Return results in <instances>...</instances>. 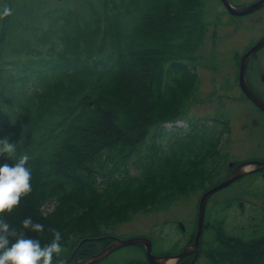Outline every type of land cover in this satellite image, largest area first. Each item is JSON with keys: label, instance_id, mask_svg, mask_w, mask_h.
<instances>
[{"label": "trees", "instance_id": "16d2710c", "mask_svg": "<svg viewBox=\"0 0 264 264\" xmlns=\"http://www.w3.org/2000/svg\"><path fill=\"white\" fill-rule=\"evenodd\" d=\"M63 1L0 0V9H12L0 17V139L16 145L3 163L27 154L32 170V191L5 218L42 245L59 230L63 247L54 262L83 237L196 193L224 169L214 149L216 127L189 119L177 148L154 142L162 122L187 116L196 91L198 75L188 61L205 35L202 0L189 8L199 28L185 51L164 60L157 78L146 77L147 65L181 17H192L189 0H83L80 10ZM29 79L38 83L26 95L20 88ZM100 140L104 148L81 158ZM45 202H53L46 213ZM29 215L45 230L24 229ZM261 216L246 236L227 230L223 219L211 222L200 250L204 264H264Z\"/></svg>", "mask_w": 264, "mask_h": 264}, {"label": "rangeland", "instance_id": "374dc122", "mask_svg": "<svg viewBox=\"0 0 264 264\" xmlns=\"http://www.w3.org/2000/svg\"><path fill=\"white\" fill-rule=\"evenodd\" d=\"M52 2V0H47ZM215 0H211L210 6L208 8V17L206 18L208 21L212 23V20L214 18V14L216 10H220L221 8H217V3H215L216 8L213 9ZM159 9L160 5L158 4ZM162 10V8H161ZM210 12V13H209ZM152 18H157L158 15H156L155 10L149 11ZM213 13V14H212ZM221 20L224 22L220 28H216V31H218V37L216 40V49H224L226 48V53L221 51H218L217 54L211 58V54H213L212 50L214 49L211 39L207 38L205 40V43L201 50V56L202 60L198 62L197 64V70L199 72V90L195 93V99L194 102H192L191 107V116L197 118L206 116L209 117L210 115H213L217 112V115L219 116L222 113V109L224 108H214L215 103L217 104L219 98H217L218 95L223 96L221 99L223 100L222 106H224L226 111L228 112V118L232 122V133H230L229 140L226 142V150L230 152L231 156L234 157H245L249 154H256L261 153L260 150L256 149L254 150L253 146V140L249 139L248 135V129L246 127H243L242 119L243 116L239 113V108H242L244 110H247L248 112L255 113L253 108L251 107V103L244 100L243 102H235L231 104V99L225 97V95L230 96H238V93H235L236 87H233L232 90H225L224 85L227 82L234 80L233 75V68H232V54L231 51L228 52V48H233L235 41L232 40V35H228V27L226 23L229 20L228 15L222 14ZM229 30L232 32V30L229 28ZM211 53V54H210ZM231 54V55H230ZM214 63V66L218 67V72L216 75L213 73L211 69V64ZM180 125H183V122H179ZM168 125H166L167 127ZM253 151V153H251ZM1 155V154H0ZM252 179H246L243 183V185L248 184ZM260 187H262L261 183H258ZM237 187L240 186V184L236 185ZM234 187L233 190L228 191H220L215 193L212 196V200L215 201V199L221 198V193L225 192L224 196H229L234 191H236L237 187ZM223 196V197H224ZM199 193L194 194L189 197V200H184L183 202H178L175 205H172L168 210L160 211L158 212H151L146 214L138 213L134 215L130 220L118 224L114 231L117 234H152V228L154 226H159L163 224L166 220H175L176 218L179 219H185L183 220L184 223H189V218L192 220V217L194 215V206H196V202L198 201ZM247 199L251 200L249 196L246 197ZM208 201V207L206 209V216L211 214L212 207L210 205V201ZM256 202H258L257 205L264 204V201H259L258 199H253ZM250 202H247L246 199L242 203L243 209H249L248 214L246 216L247 218L253 214V212L250 210ZM53 207V202H45L42 205V209L44 212H49ZM233 213L230 215H227L226 220V226L229 230H235L237 232L241 231L242 226L246 224L244 216L241 214V208L237 205L232 208ZM249 219V218H248ZM183 231V230H181ZM180 231V232H181ZM170 235H174L170 231ZM165 243V242H164ZM169 244L166 242L164 246H168ZM260 249L258 248L257 253ZM140 252L137 251L134 247H124L120 249L113 257L117 259H123L127 256H133L134 254H139ZM201 264V262L199 263Z\"/></svg>", "mask_w": 264, "mask_h": 264}, {"label": "clouds", "instance_id": "9594fccd", "mask_svg": "<svg viewBox=\"0 0 264 264\" xmlns=\"http://www.w3.org/2000/svg\"><path fill=\"white\" fill-rule=\"evenodd\" d=\"M11 13L12 9L6 5L0 9V17ZM15 147V143L7 138L0 139V154L7 153L11 157ZM28 160L29 156L23 154L14 164L0 163V264H53L62 251L59 230L55 231L54 239L42 245L39 239L25 232L18 234L5 218V214L20 203L21 197L32 191V170ZM22 225L24 229L37 233L45 230V225L34 221L30 215L22 220Z\"/></svg>", "mask_w": 264, "mask_h": 264}, {"label": "flooded vegetation", "instance_id": "af4514ba", "mask_svg": "<svg viewBox=\"0 0 264 264\" xmlns=\"http://www.w3.org/2000/svg\"><path fill=\"white\" fill-rule=\"evenodd\" d=\"M217 1L220 3V0ZM229 1L235 5H244L253 2L255 0H229ZM238 19H240V21H234V25L231 22V26L236 28L237 32H241L244 37L248 35V37H246L248 42L243 47L242 52L240 54L236 52L235 64L239 68V60L241 58V55L244 53V51L248 47H250L255 41H257L261 36L264 35V4L260 6L258 9L254 10L253 12L239 16ZM262 73H264V46L250 56L246 69L247 83L254 91L258 90V92L261 94L260 95L261 98L264 100V80L261 77ZM254 109L259 114L262 115V122L260 121L261 123L258 120H256L255 117L250 116V113L247 111L245 113V116L250 120V124L254 125L256 128L261 129L262 133L264 134V113L260 111L258 108L254 107ZM157 240L161 242V239H157ZM171 245L173 246V244ZM90 252L91 251L89 249L81 248L80 250H78L76 248L73 258L70 261V264L74 262V258L76 257L79 259L84 258L85 256H87L86 254H89ZM109 257L110 255L92 264H123L122 261H118L117 259L109 258ZM189 258L190 256L183 257L181 264L187 263L189 261ZM133 264H137V262Z\"/></svg>", "mask_w": 264, "mask_h": 264}, {"label": "water", "instance_id": "95a60500", "mask_svg": "<svg viewBox=\"0 0 264 264\" xmlns=\"http://www.w3.org/2000/svg\"><path fill=\"white\" fill-rule=\"evenodd\" d=\"M225 3V6L227 7V9L233 13V14H244L247 13L255 8H257L258 6H260L264 0H259L257 2H254L250 5H246L243 7H239V8H235L232 7L227 0H223ZM264 44V37L258 41L253 47H251L243 56L242 62H241V67H240V84L242 86L243 91L245 92V94L253 101L255 102L257 105H259L261 108L264 109V104H262V102L254 95V93L249 89V87L247 86L245 80H244V72H245V62L248 58V56L255 51L257 48H259L260 46H262ZM253 162V163H259V164H264L262 162H254V161H248V163ZM247 162L244 163H240L239 165L235 166V168L231 171L230 175L221 183L213 186L212 188L208 189L206 192H204L200 198L199 204H198V215H197V229H196V235H195V241L193 243V247L196 248L197 242H198V238L199 235L201 233V226H202V221H203V215H204V208H205V203L206 200L208 198V196L213 193L215 190L229 184L231 181H233L234 179L238 178L239 176H241L245 171L243 170V167L245 166ZM129 243H144L147 245V249H146V255L147 258L149 259V261L153 264H163L162 260L164 259V257H157L153 254H151L150 252V241L149 239L145 238V237H133V238H129V239H119L116 243H112L111 246H109L108 248L100 251L98 254L93 255L87 259H85L84 261L79 262L78 264H88L92 261H95L99 258H101L106 252L111 251L117 247H120L124 244H129Z\"/></svg>", "mask_w": 264, "mask_h": 264}, {"label": "bare ground", "instance_id": "6f19581e", "mask_svg": "<svg viewBox=\"0 0 264 264\" xmlns=\"http://www.w3.org/2000/svg\"><path fill=\"white\" fill-rule=\"evenodd\" d=\"M195 1L196 0H189L186 3L187 9H188L187 11L190 14H191V12H190L189 8L197 6ZM191 16H192L191 17L192 19L187 17V16H186V18H182L183 17L182 16L181 17V22L182 23L180 25V28L178 30L175 29L176 31L174 30V28L169 30V34L170 35H169V37H167L168 39L165 40L164 45H162L158 49H156L158 51V54H157V56H159L158 59L155 60V61H151V59L147 60L148 62L151 61V64L147 65V68H146L147 70L145 71L147 78H151L154 75H156V78L159 77L161 72H162L161 65L162 64H166V61H164V60L165 59L172 60L173 56L176 55V53L178 51H185V45H186L187 40L190 37V34L195 29L197 30V28H199L198 27V23L196 21V16L192 15V14H191ZM196 30H195V32H196ZM173 32H174V34H173ZM178 44H180L181 47H178ZM179 59H180V57H179ZM134 60H135V57H134ZM136 60H137V62L139 61L138 58H136ZM158 63H159V65L157 67ZM173 70H175L176 72L179 73V72L182 71V68L181 67H174ZM99 98L101 100L103 99V97H101V95L99 96ZM96 116H97V114H96ZM93 124L88 125L87 131H89V130L92 131V128H93L92 125ZM105 144L106 143H104L103 141L100 140V141H98L96 146H93V150L92 151L85 153V150L83 149L82 150L83 153L81 155V158L89 157L90 155L94 154L97 150H99L101 148H104ZM47 242H48V240H45V243H47ZM261 255H262V253H261Z\"/></svg>", "mask_w": 264, "mask_h": 264}]
</instances>
